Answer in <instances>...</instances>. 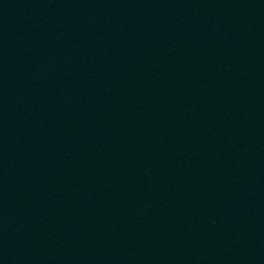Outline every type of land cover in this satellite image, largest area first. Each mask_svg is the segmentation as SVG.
Here are the masks:
<instances>
[{
  "label": "water",
  "instance_id": "obj_1",
  "mask_svg": "<svg viewBox=\"0 0 264 264\" xmlns=\"http://www.w3.org/2000/svg\"><path fill=\"white\" fill-rule=\"evenodd\" d=\"M0 264H264V0H0Z\"/></svg>",
  "mask_w": 264,
  "mask_h": 264
}]
</instances>
